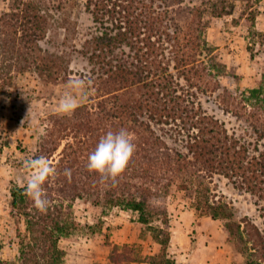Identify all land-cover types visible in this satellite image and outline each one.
Here are the masks:
<instances>
[{"label":"rangeland","instance_id":"obj_1","mask_svg":"<svg viewBox=\"0 0 264 264\" xmlns=\"http://www.w3.org/2000/svg\"><path fill=\"white\" fill-rule=\"evenodd\" d=\"M107 1L94 0L90 11L87 0H37L45 35L32 44L24 38L27 27H21L23 21L16 14L23 6L18 0H0V61L9 76L0 83V260L22 264L21 240L29 239L24 216L12 208L11 191L25 188L30 178L25 162L42 156L56 170L44 186L49 200L45 212L70 211L75 222L58 243L64 264H132L148 258L158 236L154 228L164 227L162 219L143 225L139 213L109 203L116 195L145 198L146 187L165 197L169 228L186 229L184 240L179 237L176 243L186 241L188 254L200 243L205 250L218 251L214 264H246L253 254V226L264 236V202L241 188L236 177L210 174L188 163L182 179L170 187L172 175L162 162L163 154L177 152L193 162L188 149L191 136L198 134L191 128L193 110L239 140L249 158L264 154V0ZM93 10L100 23L95 22ZM152 18L151 26L158 23L154 31L146 29V35H140L138 22ZM150 34L162 46H156V62L169 69L166 75L179 84L178 100L188 110V117L184 113L182 118L156 121L140 118L138 125H132L135 133L121 128L131 133L136 145V171L142 156L158 158L146 159L143 165L147 175L164 178L158 187L140 180L132 169L113 181L87 167L100 137L114 131L112 99L138 98L142 91L123 89L116 73H110L117 64L113 59L136 72L142 67L138 60L145 61L144 53L149 52L140 42ZM104 35L118 40L112 54L97 47ZM16 38L22 39L20 46L14 45ZM72 80H83L87 95L79 98L71 115H65L59 101L71 91ZM257 89L261 92L252 95ZM147 142L145 149L152 150L142 153ZM196 190L211 203L229 207L232 221L241 226L236 237L229 236L226 221L196 210ZM29 204L35 207L31 198ZM123 227L133 240L125 246L113 241L114 231ZM156 248L158 255L161 247Z\"/></svg>","mask_w":264,"mask_h":264},{"label":"trees","instance_id":"obj_2","mask_svg":"<svg viewBox=\"0 0 264 264\" xmlns=\"http://www.w3.org/2000/svg\"><path fill=\"white\" fill-rule=\"evenodd\" d=\"M87 2L90 9L94 0H87ZM109 2L111 0L107 1V3ZM19 4L23 6V9L18 10L19 13L16 14L23 21L21 27H27L24 38L28 37V42L30 40L32 44H35L42 40L45 35L41 4L37 0H30L27 3L18 0ZM106 7L105 5L101 11L104 13L107 12L105 10ZM91 13L95 16V22L100 23V18L96 16L94 10ZM153 20L154 18L149 21L142 19L138 22V25H142L140 27L142 30L140 35H146V29L151 33L154 31L158 23L154 21L151 26ZM132 25L134 24L132 23ZM119 29L124 30V27H120ZM143 31H145V34H143ZM104 36L105 38L102 37L98 40L97 47L105 49L104 53L107 51L112 54L118 40L108 35ZM20 40L22 39H14V45L17 44L20 46ZM3 42H7L8 44L6 38H4ZM140 43H143L144 48L149 51L148 53H144L143 58L145 61H142V59L140 61L138 60V63L142 66L141 68L135 72L130 68L127 69L122 64H118L120 63L118 59H113L117 64L110 69L111 74L116 73L115 75L119 79L118 82H121L123 89L134 87L142 90L138 98L128 99L123 96L122 99L119 96H115L112 99L113 107L110 118L115 121L113 124L114 131L127 127L129 132L135 133L134 130L136 128L132 127V125H138L140 123L139 119L145 117L153 121L164 118L173 119L177 115L182 118L184 113L188 117V110L185 109L186 107L183 108L178 100L180 99L177 96L179 84L174 83L173 76L166 75L169 69L164 68L162 62L159 65L156 62V46L159 49L162 46L153 42L152 35ZM25 44L27 45V42ZM5 57L6 54H4L3 59ZM182 61L185 62L186 59ZM0 62L1 83L9 76L5 75L2 70L6 64L3 66V62ZM114 83H117L116 80ZM260 92V89L253 90L252 95ZM193 113L191 117V128L198 130V134L191 136L188 142V149L192 155L193 162L187 161L178 152L174 156L171 154H163L162 166L163 168L166 167L169 169L172 175L169 179L170 187L173 183L182 179V173H184L185 166L188 163L194 164V166L199 165L210 174L236 177L238 180H241V188L246 187L249 192L264 202V154H260L259 157L249 158V152L246 147L242 146L239 140L229 137L227 131L221 129L217 122L207 117H198L194 110ZM146 145H150L149 142L145 143L143 147ZM138 148H141V145ZM151 150L145 149L144 147L142 153L147 152L148 154ZM136 154L133 155L125 172L132 169L134 173L136 172L135 174H137L138 178L140 180L143 179L149 186H160V181L164 178L159 177L156 173L152 176L147 175L148 172L146 173V171L148 170L143 167L146 159L149 160L148 155L141 157L143 160L141 162L142 166L136 171L135 166L139 162ZM155 160L158 161V158L150 159L149 161ZM235 184L237 185V182ZM166 188L167 186L164 187V189ZM143 192L146 195L145 198L128 199L125 195H116L111 196L109 203L112 206L122 207L123 209H129L139 213V221L143 225L149 226L153 220L162 219L164 227L154 228L158 232V236H155V242L161 247L160 253L155 257L146 258V260L150 264H174V262L167 258V249L170 243V228L167 204L164 202L165 197H160L150 187H146ZM196 193V210L203 212L215 220L226 221L225 227L229 236L236 237L241 230V226L232 221L234 216L229 207L225 204L211 203L208 198L204 199L198 190H196ZM11 196L12 208L19 210L25 218L27 226L26 239H29L27 243L24 239L21 240V263L64 264V253L60 250L58 243L61 238L70 234V229L75 225V222L70 217V211L69 213L60 211L55 215L51 212H41L36 207L32 208L29 204L30 197L26 193L25 188L13 189ZM0 264H3L1 260ZM246 264H264V236L255 226H253V254H251V258L247 260Z\"/></svg>","mask_w":264,"mask_h":264},{"label":"clouds","instance_id":"obj_3","mask_svg":"<svg viewBox=\"0 0 264 264\" xmlns=\"http://www.w3.org/2000/svg\"><path fill=\"white\" fill-rule=\"evenodd\" d=\"M69 87L71 91L65 93L59 101V110L65 115H71L78 107L79 98L87 95L86 84L83 80H72L69 82ZM135 150L136 145L131 133L126 129L108 131L100 137L94 149L89 153L87 167L90 171L115 181L125 172ZM25 163L26 167L31 170L25 191L35 207L45 212L49 206V200L44 186L55 176L56 170L42 156L29 159ZM66 174L70 176V170H66Z\"/></svg>","mask_w":264,"mask_h":264},{"label":"crops","instance_id":"obj_4","mask_svg":"<svg viewBox=\"0 0 264 264\" xmlns=\"http://www.w3.org/2000/svg\"><path fill=\"white\" fill-rule=\"evenodd\" d=\"M264 5V2H263ZM264 9V7H263ZM262 21H264V14L262 17ZM186 233V229L183 227L178 228H170V243L167 249V258L175 260L177 264L180 263H192V264H214V256L215 252H218L216 249L213 250L211 247L204 249V246H200V243H197L195 245L193 251L188 254L187 253V245L186 241L183 244L176 243V240L180 237L184 240ZM130 235L128 228H119L114 231V237L113 241H115V244L125 246L128 243H131L133 240H129L128 236ZM155 245V250L151 251L149 253V257H155L157 256L158 250L156 247H158V244ZM148 257V258H149ZM188 257L189 260H188ZM207 258V259H206ZM204 259V260H203ZM205 262V263H204ZM132 264H150L148 260H146V257L143 258L141 261H133Z\"/></svg>","mask_w":264,"mask_h":264}]
</instances>
